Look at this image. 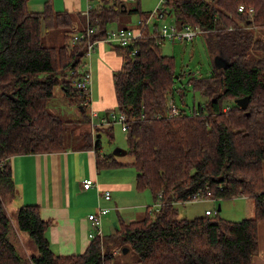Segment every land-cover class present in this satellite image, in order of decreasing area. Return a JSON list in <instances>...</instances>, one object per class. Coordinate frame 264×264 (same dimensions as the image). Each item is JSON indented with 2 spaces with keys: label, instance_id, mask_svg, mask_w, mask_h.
Masks as SVG:
<instances>
[{
  "label": "trees",
  "instance_id": "1",
  "mask_svg": "<svg viewBox=\"0 0 264 264\" xmlns=\"http://www.w3.org/2000/svg\"><path fill=\"white\" fill-rule=\"evenodd\" d=\"M28 2L0 0V264H111L106 236L91 240L83 254H55L47 237L52 222L38 205L19 206L10 216L11 158L67 149L65 122L49 108L56 88L87 114L90 95L72 85L71 72L86 63L89 41L104 38L125 12L143 20L150 13L139 3L129 9L124 0H94L87 20L85 13L56 9L53 0L41 11L29 10ZM163 15L173 16L179 29H202L211 56L228 67L184 83L176 58L163 52L165 41L155 34L158 24L126 46L112 45L122 59L113 82L116 108L127 117L135 188L150 192L154 205L142 218L121 221L110 237L134 249L140 264H252L264 222V59L251 52L264 51V37L254 33L264 30V0H166ZM89 27L96 31L86 37ZM54 29L63 32L64 44L46 46L42 30ZM188 90L202 101L190 111L178 106L179 114L170 117L169 102L180 94L186 105ZM243 97L247 108L236 104ZM113 126L91 135L99 170L124 166L113 152L102 154L100 131L113 138ZM239 197L255 200L254 216L223 217L220 202ZM197 199L219 205L211 215L180 217L179 205ZM16 232L26 236L27 254L12 239Z\"/></svg>",
  "mask_w": 264,
  "mask_h": 264
},
{
  "label": "crops",
  "instance_id": "2",
  "mask_svg": "<svg viewBox=\"0 0 264 264\" xmlns=\"http://www.w3.org/2000/svg\"><path fill=\"white\" fill-rule=\"evenodd\" d=\"M45 1L29 0L30 10H43ZM53 2L58 10L84 13L81 9L82 0H53ZM112 48L110 44L98 43L91 54L92 86L95 80L97 96L94 97L91 89V106L87 111L89 121L91 108L102 115L116 107L113 74L121 67L122 59ZM87 143L91 146L78 148L72 145L67 146V149L62 152L23 154L11 158L15 194L9 200L11 208L8 204L6 205L7 210L13 215L19 206L38 205L41 217L52 222L47 237L55 254L73 255L86 252L91 244L89 233L93 230L88 215L95 212L99 204L110 209L103 219L110 212H114L113 216H108L109 219L113 218L112 223L105 224L104 227H110L111 230L116 231L120 225L122 209L119 203L123 197H126L121 196V191L125 192L134 188L133 178L125 171L124 166V168L99 170L96 165L97 154L94 141L90 139ZM103 153L106 152L102 151ZM120 163L125 165L123 162ZM88 178L93 179L95 185L84 189L82 183ZM103 191H110L109 199L100 195ZM244 199L246 197L233 200ZM205 202L212 203L211 209L218 204L212 199H206ZM246 204H248L247 201H242L236 206L244 211ZM220 205L223 210L222 203ZM206 210L209 209L206 208L204 214ZM122 216L127 224L139 219L125 218L124 214ZM120 221L123 220L120 219ZM259 240L260 250L252 264H264V222L259 225Z\"/></svg>",
  "mask_w": 264,
  "mask_h": 264
},
{
  "label": "rangeland",
  "instance_id": "3",
  "mask_svg": "<svg viewBox=\"0 0 264 264\" xmlns=\"http://www.w3.org/2000/svg\"><path fill=\"white\" fill-rule=\"evenodd\" d=\"M160 0H124V3L128 6L129 9H134L137 7V4H140V8L143 11L148 13L154 12L156 10ZM29 3V2H28ZM30 10V6L28 5ZM82 10H87V0H82ZM143 20L140 18L139 14L132 12H125L122 15V18L118 23H113L109 26V32L116 31L118 27H128V28H137L139 26V22ZM173 16H166L165 18H158V16H153L149 21V28H153L155 24H158V28H161L163 25H172L174 23ZM256 36L264 37V30L256 29L254 30ZM42 40L46 46L58 47L64 44V36L63 32L54 29L52 31L45 32L42 30ZM163 52L167 55H172L176 58V72L179 75H182L183 82L186 83L188 78L191 76L195 77H205L210 75L215 68L214 58L212 57L208 43L203 35H198V37L193 41H184V40H166L163 45ZM251 56L254 58H263L264 59V51L261 50H252ZM178 86V85H176ZM92 92L94 93V97L97 96V85L94 84L92 86ZM176 105L181 107L184 106L188 111L193 110L194 105H198L200 101H202L201 97L195 94L191 90L186 92L184 101L186 103L183 104L180 100V94H176L175 96ZM50 110L59 116L63 122H65V141L67 146H79L87 143L91 139V135L93 134L91 122L88 119V114L82 112V109L79 108L78 104H71L68 100V97L65 95V92L60 87L56 88L53 98L49 101ZM87 107V111H88ZM113 110H118L116 107ZM91 119V118H90ZM99 127V126H98ZM97 127V129H98ZM102 127V126H101ZM112 131L113 138L108 135L106 131H100L103 151L106 153H111L114 151L116 147H121L126 149L127 141H126V132L121 129V125L119 123L114 124ZM97 131V130H96ZM117 159L120 162L125 163V171H127L128 175L131 176L132 182H134V188L132 190H122L121 196L123 197L121 202L119 203L122 206L120 211L119 222L120 219L123 221L124 218L122 214H124L125 218H142L144 214L147 212V207L154 205L152 196L150 192H138L135 188V176L136 169L131 165L133 161V157L130 154H125L122 156H117ZM123 166L118 168H124ZM120 171V170H119ZM118 171V173H119ZM206 200L197 199L195 201L188 202L186 204H180L179 216L183 218H195L204 215V210L208 208L211 209L212 203H206ZM247 201L248 204L245 205L244 211L239 210V207L236 206L237 203ZM223 205V210L221 211V215L226 219L239 221L243 218H252L254 216V205L255 200L253 198L246 197L244 200H225L221 201ZM220 203V204H221ZM8 207H10L9 203ZM219 205H216V209ZM214 208V207H212ZM97 209V208H96ZM96 209L94 211H96ZM202 214V215H201ZM114 212L109 213V217L113 216ZM12 217V215H10ZM107 216V217H108ZM102 220L103 224V235L106 236V244L110 247L112 251V259L111 264H140L138 262L137 252L134 249H130L125 247L122 241L111 238L110 235L115 229L110 227H104L105 224L112 223V219ZM120 228V225H119ZM12 239L15 240L17 245L22 247L24 253L27 254L26 248H28V243L26 241V236L24 234H19L16 232V235H11ZM115 239V240H114ZM128 248V252L124 253L123 249ZM19 253L24 258L25 255L19 250ZM24 264H30L27 259H25Z\"/></svg>",
  "mask_w": 264,
  "mask_h": 264
},
{
  "label": "built area",
  "instance_id": "4",
  "mask_svg": "<svg viewBox=\"0 0 264 264\" xmlns=\"http://www.w3.org/2000/svg\"><path fill=\"white\" fill-rule=\"evenodd\" d=\"M94 0H87V10L84 11L85 15L87 16L86 19L89 20L88 12L93 7ZM166 0H160L156 10L150 13L146 20H141L139 22V26L137 28H118L116 31L108 32L106 36L102 39H94L89 41L87 45V52L85 54L86 63L84 62L80 68L77 70H73L71 73L75 75V78L72 81V85L82 89V93H87L90 95L91 98V89H92V72H91V54L94 51L95 46L98 43H107L110 45H118V46H126L131 42L140 39L143 37V29L148 27L149 21L153 16H158V18H164L163 11H164V4ZM245 7L241 5L239 7V11H244ZM250 13H253V9L250 8ZM155 30L161 40H184V41H193L195 40L198 35L202 34L204 31L202 29L196 28L193 29L190 26H186L183 29H179L175 24L172 25H163L161 28L155 27ZM96 31V28H88L86 32V37L91 36ZM84 37L82 34L79 36H75V38H82ZM88 106H91V99ZM170 106V117L176 116L179 114V108L176 103L171 100L169 102ZM90 122L93 130V134L96 133L97 127L99 126H108L114 125L119 123L121 125V129L126 132L128 131V123L127 117L125 113L118 111V110H109L102 115H99L97 111L91 108L90 110ZM98 127V128H99ZM3 165V162L0 163ZM95 185V181L93 179H85L82 183L84 189H89ZM100 195H102L105 199L110 198V191H103ZM204 200V199H203ZM214 200V199H212ZM216 209V207L214 208ZM108 207H104L101 204L98 205L95 212L90 213L88 215V220L90 221V225L92 227V231L89 233V238L91 240L95 239H103V224L102 220L104 215L109 212ZM212 209L206 210V214L211 215Z\"/></svg>",
  "mask_w": 264,
  "mask_h": 264
},
{
  "label": "water",
  "instance_id": "5",
  "mask_svg": "<svg viewBox=\"0 0 264 264\" xmlns=\"http://www.w3.org/2000/svg\"><path fill=\"white\" fill-rule=\"evenodd\" d=\"M124 10L126 11L127 8H124ZM214 64L216 66L217 69H221V68H226L228 67L227 65V61L224 60L222 57L220 56H216L214 58ZM248 97H243V98H240V99H237L236 100V104H238L239 106H241L242 108H247V105H248ZM113 154L116 155V156H122V155H125L127 154V149H124V148H121V147H116L113 151ZM218 210H221V205H219V208ZM123 252L126 253L128 252V248H124L123 249Z\"/></svg>",
  "mask_w": 264,
  "mask_h": 264
}]
</instances>
